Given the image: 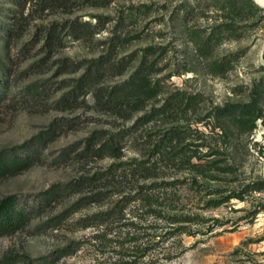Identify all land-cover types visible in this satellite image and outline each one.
Masks as SVG:
<instances>
[{
  "label": "rangeland",
  "instance_id": "rangeland-1",
  "mask_svg": "<svg viewBox=\"0 0 264 264\" xmlns=\"http://www.w3.org/2000/svg\"><path fill=\"white\" fill-rule=\"evenodd\" d=\"M254 1L262 8L256 18L237 22L236 31H224L222 43L208 56L195 50L188 41L186 30L201 28L210 31L212 27L225 21L221 17V11L215 9L214 0H110L101 3L70 0L66 12L65 7L58 11L35 12L38 14L34 20L36 24L78 16L93 24L99 22V31L90 40L68 37L64 46L49 61L36 63L30 70L27 68L42 56L39 45H29L28 49H22L20 41L13 42L12 57L8 61L11 69L7 77V94L1 103L0 150L13 149L26 143L28 147L38 151L31 167L0 179V198L7 194H17L21 202L34 204L45 189L71 180L80 171L102 168L112 162L109 158L91 159L87 162H78L73 158L72 150L79 146L91 129L107 128L113 121L109 116L91 110L90 104L94 102L91 93L85 96L86 99L81 104L86 105L81 108L72 111L53 109L52 104H55L63 85L67 84L64 80L76 76V73L58 74V64L62 58L88 60L109 50L116 58L134 59L142 53L144 47L151 45L156 47L154 57H158L157 69L153 74L160 86L157 104H161L164 97L175 91L200 94V115L203 117L191 113L186 120L192 129L202 131L209 137L207 142L226 150L225 160L235 167L233 174H221L220 180L207 183L212 187L229 189L249 180L264 178V121L258 120L257 127L250 133L231 131L232 144L226 149L224 138L219 136L222 129L217 127V124L225 123L212 116L215 106L248 101L256 92L258 94V88L264 86V4ZM142 3L151 4L152 8L147 12L136 13L132 18L127 16L130 6ZM9 6L8 0H0L2 53L4 29L1 26L4 11ZM212 58L223 59L229 65L221 73H215L208 65ZM135 62L129 63L123 74L109 75L105 83L112 84L125 79ZM32 82L45 88L41 98L31 99L23 94V90ZM260 101L264 106L263 93ZM53 122L56 125L51 126ZM120 125L122 123L119 122ZM48 128L52 129L45 141L37 142L35 136ZM133 144L131 141L126 144L123 159L135 155L137 144L134 147ZM67 147H70L71 153L61 157V152ZM139 150L144 148L139 147ZM160 167L164 177L149 179L145 183L188 177L187 172H178L161 160ZM177 188L179 192L176 197L180 200L175 204L178 205V210L185 214H200L207 221L187 225L191 233L175 235L170 241L160 244L154 255L156 264L264 263V210L254 214L259 202H264V191L253 193L245 201L232 199L219 207L206 208L202 197L179 184ZM171 191L161 189L159 194L170 195ZM73 199L72 193L63 192L58 201L48 205L42 216L35 218L24 230L12 236L1 237L0 255L14 250L28 254L31 258H38L55 253L57 247L75 240L81 242L80 248L74 254L59 258L54 264L88 263L95 253L87 245L93 229L81 227L80 219L105 206L92 204L82 208L62 221L58 228L39 226V223L66 208ZM216 218L223 225L217 224ZM148 220H151V216ZM159 224L164 225L161 222ZM168 256L172 258L169 259Z\"/></svg>",
  "mask_w": 264,
  "mask_h": 264
},
{
  "label": "trees",
  "instance_id": "trees-1",
  "mask_svg": "<svg viewBox=\"0 0 264 264\" xmlns=\"http://www.w3.org/2000/svg\"><path fill=\"white\" fill-rule=\"evenodd\" d=\"M69 1L8 0L10 6L4 11L5 20L1 23L4 32L3 53L0 51V118L1 103L7 94V77L11 69L8 61L12 57L13 42L20 41L22 49H28L29 45H39L42 56L27 68L30 70L36 63L49 61L64 46L68 37L90 40L99 31V22L93 24L78 16L54 19L47 24L34 22L38 15L35 12L58 11L61 7H65L66 12ZM89 1L101 3L110 0ZM214 1L215 9L221 11L225 21L210 31L201 28L186 30L188 41L203 56L211 54L222 43L224 31H236L237 22L252 21L262 10L254 0ZM150 8L152 5L147 3L132 5L128 8L127 16L132 18L136 13L147 12ZM154 55L156 47L151 45L144 47L142 53L134 59L116 58L109 50L88 60H60L58 74L76 73V76L64 80L67 84L63 85L55 104H52L53 109L72 111L81 108L86 105L81 102L91 93L94 100L90 104L91 110L105 114L113 121L107 128L91 129L79 146L72 150L73 158L78 162L109 158L112 162L102 168L80 171L71 180L45 189L34 204L21 202L17 194L1 197L0 238L24 230L35 218L42 216L48 205L58 201L63 192H70L74 195L73 201L57 215L39 223V226L58 228L62 221L82 208L92 204L105 206L80 219L81 227L93 229L87 245L95 253L85 264H156L154 255L160 244L170 241L175 235L191 233L187 225L207 221L200 214H185L178 210L175 204L180 200L176 197L178 184L202 197L206 208L219 207L232 199L245 201L253 193L264 191V178L261 177L229 189L212 187L207 183L220 180L221 174H233L235 167L225 160L226 150L207 142L209 137L202 131L192 129L186 120L188 114L202 113L200 94L175 91L164 97L161 104H157L160 86L158 80L153 78L158 63V57ZM132 61L136 62L125 79L112 84L105 83L109 75L126 72ZM208 65L213 72L221 73L229 63L212 58ZM44 89L37 82H32L26 86L23 94L37 99L42 97ZM258 89V94L256 92L248 101L228 102L213 108L212 116L225 123L217 124V127L222 129L219 136L224 138L226 149L232 144L231 131L250 133L257 127L258 120L264 121V106L260 101L264 86ZM118 121L122 125L119 126ZM54 125L56 122L51 124ZM51 129L36 135L37 142H44ZM130 141L134 142L133 147L137 144L135 155L123 159L126 144ZM15 147L0 150V179L20 173L34 163L38 150L29 148L26 143ZM139 147L144 150H139ZM69 149H63L61 157L69 155ZM160 160L178 172H187L188 177L154 181L164 177L160 171ZM149 179L154 180L145 183ZM161 189L172 191L170 195L159 194ZM262 210L264 202H259L254 214ZM149 216L151 220H148ZM216 220L217 224L223 225L218 218ZM147 221L148 224H145ZM160 222L164 225L161 226ZM80 246L81 242L74 240L57 247L55 253L38 258L8 250L0 255V264H54L59 258L74 254Z\"/></svg>",
  "mask_w": 264,
  "mask_h": 264
},
{
  "label": "bare ground",
  "instance_id": "bare-ground-1",
  "mask_svg": "<svg viewBox=\"0 0 264 264\" xmlns=\"http://www.w3.org/2000/svg\"><path fill=\"white\" fill-rule=\"evenodd\" d=\"M257 2L264 4V0H256Z\"/></svg>",
  "mask_w": 264,
  "mask_h": 264
}]
</instances>
